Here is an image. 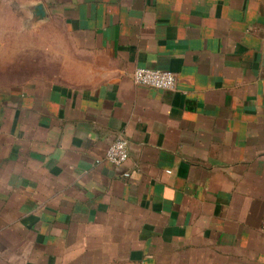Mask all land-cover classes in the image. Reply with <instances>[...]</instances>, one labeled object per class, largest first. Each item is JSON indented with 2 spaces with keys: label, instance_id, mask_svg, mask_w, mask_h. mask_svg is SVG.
<instances>
[{
  "label": "crops",
  "instance_id": "0c3cea01",
  "mask_svg": "<svg viewBox=\"0 0 264 264\" xmlns=\"http://www.w3.org/2000/svg\"><path fill=\"white\" fill-rule=\"evenodd\" d=\"M18 3L0 15V264H264V0Z\"/></svg>",
  "mask_w": 264,
  "mask_h": 264
},
{
  "label": "built area",
  "instance_id": "2783aa9c",
  "mask_svg": "<svg viewBox=\"0 0 264 264\" xmlns=\"http://www.w3.org/2000/svg\"><path fill=\"white\" fill-rule=\"evenodd\" d=\"M133 79L136 85L166 91L174 90L177 83L176 75L174 73L149 68H137L134 71ZM128 158V142L124 138H120L113 142L106 153V160L117 167L123 166ZM124 176L128 178L130 174L126 172ZM262 232L264 234V218Z\"/></svg>",
  "mask_w": 264,
  "mask_h": 264
},
{
  "label": "rangeland",
  "instance_id": "374dc122",
  "mask_svg": "<svg viewBox=\"0 0 264 264\" xmlns=\"http://www.w3.org/2000/svg\"><path fill=\"white\" fill-rule=\"evenodd\" d=\"M22 1V0H3V1H0V15H4L3 18H5V16H10V15H16V17L19 15V16H23L24 14V7L21 5V3L19 4L18 2ZM35 1H39V0H35ZM18 19V18H17ZM18 22V21H17ZM2 24V22H0ZM5 24H8L9 25V28L14 30L16 29V27H13L14 24H11L10 23H4L2 24V27L5 26ZM17 24V23H16ZM55 28L56 29H59L61 28L59 26V23L57 21H55ZM19 25V29H26L27 27V22L24 20L22 22V24L20 25V22L18 23ZM36 28H37V24H36Z\"/></svg>",
  "mask_w": 264,
  "mask_h": 264
},
{
  "label": "water",
  "instance_id": "95a60500",
  "mask_svg": "<svg viewBox=\"0 0 264 264\" xmlns=\"http://www.w3.org/2000/svg\"><path fill=\"white\" fill-rule=\"evenodd\" d=\"M32 16L31 23H39L40 21H45L48 19V13L43 5V3H35L33 7H29Z\"/></svg>",
  "mask_w": 264,
  "mask_h": 264
}]
</instances>
